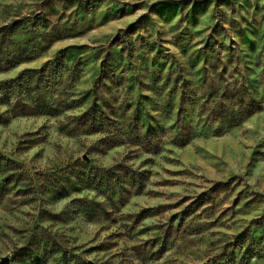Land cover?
Here are the masks:
<instances>
[{
    "label": "rangeland",
    "instance_id": "374dc122",
    "mask_svg": "<svg viewBox=\"0 0 264 264\" xmlns=\"http://www.w3.org/2000/svg\"><path fill=\"white\" fill-rule=\"evenodd\" d=\"M3 261L264 264V0H0Z\"/></svg>",
    "mask_w": 264,
    "mask_h": 264
},
{
    "label": "trees",
    "instance_id": "16d2710c",
    "mask_svg": "<svg viewBox=\"0 0 264 264\" xmlns=\"http://www.w3.org/2000/svg\"><path fill=\"white\" fill-rule=\"evenodd\" d=\"M20 25L21 24H18V23L11 24L8 27L9 32H11V33L15 32L17 29H19ZM51 105H52L51 100L48 98V100L46 99V101L44 103H42V105L39 106V108H40V110L45 112V111H49V107H52Z\"/></svg>",
    "mask_w": 264,
    "mask_h": 264
},
{
    "label": "water",
    "instance_id": "95a60500",
    "mask_svg": "<svg viewBox=\"0 0 264 264\" xmlns=\"http://www.w3.org/2000/svg\"><path fill=\"white\" fill-rule=\"evenodd\" d=\"M5 263V261H3L1 264H4Z\"/></svg>",
    "mask_w": 264,
    "mask_h": 264
}]
</instances>
